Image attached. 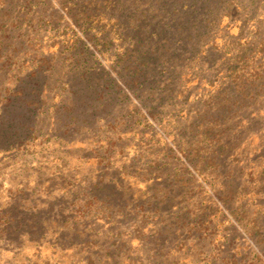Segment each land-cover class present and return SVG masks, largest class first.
<instances>
[{"label":"rangeland","instance_id":"374dc122","mask_svg":"<svg viewBox=\"0 0 264 264\" xmlns=\"http://www.w3.org/2000/svg\"><path fill=\"white\" fill-rule=\"evenodd\" d=\"M263 177L264 0H0V264H264Z\"/></svg>","mask_w":264,"mask_h":264},{"label":"trees","instance_id":"16d2710c","mask_svg":"<svg viewBox=\"0 0 264 264\" xmlns=\"http://www.w3.org/2000/svg\"><path fill=\"white\" fill-rule=\"evenodd\" d=\"M231 109H232V116L234 118L240 112V109L237 108L235 105ZM208 118H211V117L209 116ZM207 121H208V125L211 127L207 128V130L204 133L205 137L202 140L204 143H206V146L203 149L205 151V155L201 156L198 147L195 145L196 146L195 151L197 152L195 154V157H196L195 167L197 169H199L200 172H203L202 171L203 169H205L206 171L207 170H213L214 172L212 173V175L215 177V181L218 183V185H220L221 181L226 182L227 180H230V183H229V181L226 183L224 182V184L226 186L234 183L237 179L241 180L243 177L242 176L243 172H249V174H247L243 178V180L241 181V184L244 186L245 185H251L248 188L249 189L254 188L256 190V188L254 187L256 185L254 182L256 180L255 179L256 176L252 177V175H251V173H253V171H254L253 166L254 167L256 166L255 162H251V160H246V158H245L246 154L244 157L243 156H236V157H234L233 160L230 161V158L232 156L230 154L228 157H226L225 152L227 151L226 149H228V146L225 145V141L229 142V144H231L233 147H235L236 142L233 141V139H231V141L222 139V136H223L222 134H220V136L218 137V130L214 131L213 136L211 138H209L208 136H210V135H209L208 131L212 130V129L215 130V128L219 127V124H218L219 119L214 118V120L208 119ZM242 123H248L249 124V116L248 115L245 119H242L241 121H239V124H242ZM201 124L204 125L202 122H201ZM249 129H251V131L256 132L255 130H253L254 127L253 128L249 127ZM228 130H232V129H227V132H228ZM230 134H232V131H230ZM230 134H228V135H230ZM247 139H249V138H247ZM247 143H248V147H249L250 142L248 140H247ZM196 144H198V143L196 142ZM223 145H224V148H223ZM223 164H229L227 176H225V174L222 172V169H223L222 165ZM161 166L163 167L165 165H157V168H161ZM263 180H264V177H263ZM238 187H240V186H238ZM220 189H221V187H220ZM260 189L261 188H258V191H260ZM224 199L226 200V198H224ZM254 199H255L254 195L252 194L251 200H254ZM243 206L244 205H239L238 207H243ZM243 213L244 214L249 213V208L247 206H246V209H244ZM256 223L257 222H255V224ZM263 241L260 242V240L257 239V242L259 243L260 246H261V243Z\"/></svg>","mask_w":264,"mask_h":264}]
</instances>
